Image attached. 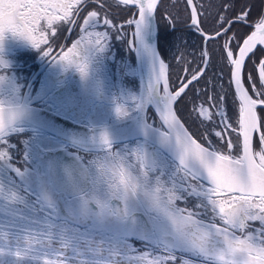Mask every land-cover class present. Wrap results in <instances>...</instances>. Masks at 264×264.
Instances as JSON below:
<instances>
[{"label": "snow or ice", "instance_id": "obj_1", "mask_svg": "<svg viewBox=\"0 0 264 264\" xmlns=\"http://www.w3.org/2000/svg\"><path fill=\"white\" fill-rule=\"evenodd\" d=\"M114 2L135 9L127 28L101 15L105 0H0V177L12 184L9 172L21 181L34 175L36 185L24 189L31 203L16 192L5 195L3 183L0 196L37 214L18 219L38 229L34 237H40L36 246L43 249V264H264V115H258V105H264V58L258 61V75H245L247 61L257 52L264 57V48H257L264 46V14L255 20L254 30L250 25V34L231 33L233 22L224 17H218L215 35L201 33L206 40L225 41L221 52L228 88L239 107L238 114L234 105L232 116L226 115L220 107L223 85L217 92L212 84L214 95H204L205 102H215L216 112H207L206 123L200 108L196 118L204 132L197 137L182 122L177 106L204 70L198 68L173 86L169 65L155 44L160 0ZM97 4L99 10H90ZM186 4L191 24L199 28L197 7L193 0ZM235 20L248 23L251 12L241 9ZM69 37L70 47L62 43ZM9 38L35 51L47 65L35 94L31 85L22 91L18 65L6 47ZM114 39L135 53L137 66L120 68L122 76L139 77L138 92L122 88L106 96ZM70 73L78 75L81 95L97 107L107 99L111 111L80 119L73 110L75 95L67 89ZM44 111L63 116L78 129L56 127ZM57 138L64 143H46ZM32 145L36 151L30 156ZM56 152L70 163L46 159ZM81 152L97 159L85 161ZM7 235L0 231V240ZM132 239L142 248L136 249ZM57 242L60 247H53ZM38 255L31 244L23 251L0 247V257L16 261Z\"/></svg>", "mask_w": 264, "mask_h": 264}, {"label": "flooded vegetation", "instance_id": "obj_2", "mask_svg": "<svg viewBox=\"0 0 264 264\" xmlns=\"http://www.w3.org/2000/svg\"><path fill=\"white\" fill-rule=\"evenodd\" d=\"M171 1V0H170ZM169 1V2H170ZM194 2V1H193ZM229 3L232 4L231 8H227L226 5ZM186 4V1H185ZM108 5H111L109 7ZM195 5V4H194ZM247 6V7H246ZM188 9V6L186 4ZM214 11L213 14H207V10L204 6L199 8L198 11V20H199V28L193 26L190 20V13L188 15V23H186L187 18L184 16H179L176 19L181 21H185L182 24H178L177 28H183L184 26L187 27L188 30H180L181 32L172 31V28H175V24L172 22V17L170 14H165L164 19L166 20L167 29L166 37L164 39V46L160 47L157 38V48L160 52L162 58L168 63L169 65V75H170V82L174 86L178 79H182L185 75L189 78L192 74L196 72L198 68L204 70V76L199 80V83L193 82L194 86H190L187 91V95L179 102L178 114L182 118V122L185 123V126L197 137H200L201 133L204 132V127L200 125V122L196 118V114L200 111V108L203 107L205 109V122L207 123V112L212 111L213 113L216 112V105L214 101H206V97L204 95L205 91H208V94L214 95L212 93L211 88L212 84H216V91L220 92L221 88L220 85H223V94L225 95V100L220 105L222 109H224L226 115L229 117L232 116L234 105L235 111L238 114V107L239 102L234 98L232 92L228 88L229 82V72L228 66L222 59V52L221 48L224 44V40L220 37H216L215 40H206L205 36H202L201 33L206 35H215V31L220 26V20L218 17L230 18L232 20L231 25V33L237 35H244L250 34V25L251 30H254V22L258 19L260 14H264V0H215L214 4ZM170 8V6H169ZM241 9L245 11L251 12V20L248 23H240L235 20L236 15H239ZM90 10H99V4L95 6V8ZM135 11L133 7L130 6H123L120 5L117 7L114 0H105V8L101 10V15L107 14L109 18L115 20L117 25H126L127 19L132 18V14ZM189 12V10H188ZM86 14V13H84ZM156 15V14H155ZM212 20L209 22V17ZM157 24V17L155 18ZM133 29H127L128 32V39H131V32ZM196 38V45L190 46L187 45V37L184 35H192ZM67 35V33H65ZM75 33H73V36ZM198 36V39L197 37ZM157 37H158V26H157ZM78 38V37H77ZM176 38V39H175ZM72 37H69L67 40H63L62 43L66 44L67 46H71ZM199 43V46H198ZM9 54L13 60V62L18 65L16 69V75L19 78V82L24 85L22 91L27 93L29 91L28 85H31L30 91L35 94L40 89L41 81L44 79V74L47 72V65L43 64L39 55L33 51L29 50L25 47L18 46L15 41L9 38L7 45H6ZM258 49L264 48V46L258 45ZM112 51L114 53L115 58L108 61L107 64V80H106V96L110 95L111 93H119L122 88L125 90L131 89L133 91H139V77L138 76H122L121 73V65H129L131 67H136V59L134 52H131L128 46L122 40H113L112 41ZM208 53L207 57L203 56L204 52ZM264 58L261 57L259 52L257 55L252 58V60L247 61V66L245 68V75L251 73L252 75H258V61L259 59ZM207 60V66H205L204 61ZM122 81V83H121ZM206 81L210 82L208 84V88L205 89ZM257 87L259 84L257 83ZM67 89L70 91L71 94L75 95L76 98V107L73 109L78 114H80V119L87 120L89 118H98L100 113L111 111L112 105L110 102L105 99V101L97 107L95 104L90 103L91 98L86 97L80 94V85H79V77L74 73L69 74ZM199 92V98L197 99L196 93ZM250 95H253L255 98V93L250 91ZM193 103L196 105V111H193ZM212 105L210 108L209 105ZM34 107H41L39 104H34ZM264 108V105H258V115H264V113L259 112V109ZM148 115L151 117L153 113L149 111ZM63 117V116H61ZM215 119H219V116L216 115ZM47 135V133H46ZM235 134H233V139ZM25 138L31 139V133L28 131L26 133ZM59 143H64L61 138H57ZM36 149L34 145L30 146L29 155L31 156L35 153ZM55 153H49L46 155V159H51ZM81 156L84 157L85 161L88 160H95L97 157L95 155H90L87 153H79ZM22 165V161H18ZM32 161L29 160V164ZM16 166L15 164L13 165ZM31 171V169L29 170ZM8 176L12 178L16 188L18 189V195L23 196L24 199L29 200L32 202V197H30L27 193L24 192L25 188L35 189L36 185L34 183V175L28 177L27 180L21 181L14 173L9 172ZM7 196H11V193L7 191L5 194ZM4 196H0L1 198ZM4 203L12 205L5 198ZM179 203V201L177 202ZM15 209H0V214H9V215H24L26 216L27 210H29L32 214H35V211L30 208H25L23 205L15 203ZM183 206V203L180 202L178 204ZM1 206V203H0ZM20 213V214H15ZM38 218L43 222L44 217L42 214L38 216ZM6 230L9 232V225L12 223V218L9 216L7 217ZM27 221H22L20 223V227L25 228L27 231H31L34 229V232L38 229L35 226H27ZM3 225L0 224V228ZM40 237H37L39 239ZM133 246L141 249L142 245L139 240L132 239L129 241ZM0 245H6V243H0ZM39 253L42 254L43 249H38ZM41 255L38 257L44 258Z\"/></svg>", "mask_w": 264, "mask_h": 264}, {"label": "trees", "instance_id": "obj_3", "mask_svg": "<svg viewBox=\"0 0 264 264\" xmlns=\"http://www.w3.org/2000/svg\"><path fill=\"white\" fill-rule=\"evenodd\" d=\"M160 0V3L158 5V11L156 13V17H157V26H158V43L160 47L164 46V39L166 37V32L165 30L167 29V24H166V20L164 19L165 14H170V16L172 17V22L173 24H175V28H172V31H177V32H181L180 30H188L186 26H184L183 28H177L178 24H182L185 21H181L179 19H176L179 16H184L187 18L186 23H188V9L186 7L185 4V0ZM195 6L197 7V10L199 11V8L204 6L207 10V14H213L214 11V1L215 0H193ZM170 6V8H169ZM209 17V16H208ZM213 19H211L209 17V22L211 21L210 24H212ZM185 37H187V45L190 46H195L196 45V38L195 36L192 35H184ZM198 39V36H196ZM176 39V38H175ZM199 46V43H198ZM0 183H3L4 185V189H5V194L7 193V191H9L10 193L12 192H16L18 194V189L16 188L15 184H9L7 178L5 177H0ZM2 200H0L1 206L0 209H4V208H8V209H12L14 210L16 204L13 203L12 205H8L5 202L4 197L1 198ZM15 214H20V213H16ZM12 218V223L9 225V234L11 235H16L17 233H21V231L19 229L23 228L20 227V223L22 222V220L18 219L19 216L16 215H9V214H0V224L3 226H6V224H8L7 222V217ZM36 216L35 214H32L29 210H27L26 213V217H33ZM34 230V229H31ZM134 245V244H132ZM0 247H4L5 251H8L9 249H11L12 251L17 250V248H19L21 251H23V249L26 247L24 245L21 246H6V245H0ZM34 252L39 253L38 249H35ZM39 255H41V253H39ZM42 257H44L43 255H41Z\"/></svg>", "mask_w": 264, "mask_h": 264}, {"label": "rangeland", "instance_id": "obj_4", "mask_svg": "<svg viewBox=\"0 0 264 264\" xmlns=\"http://www.w3.org/2000/svg\"><path fill=\"white\" fill-rule=\"evenodd\" d=\"M47 144L51 145L53 143V141H48L46 142ZM180 204V202L178 203ZM6 227L2 226L0 228V231L7 233L8 235L3 239L0 240V243H6L7 246H21L24 245L26 247H28V245H33L34 251L35 249H40L39 246H36V239L37 237H34V230H31L32 234L30 235V231L25 230V231H21V233H17L16 235H11L9 234V232L5 231ZM10 242V243H9ZM53 247L55 248H59L60 245L57 242L56 244L53 245ZM136 248V247H135ZM138 249V248H136ZM7 252V251H6ZM69 255H71V251L69 250ZM41 258V257H37L36 260H29V261H16L14 256H5V257H0V264H43V260L45 259Z\"/></svg>", "mask_w": 264, "mask_h": 264}, {"label": "water", "instance_id": "obj_5", "mask_svg": "<svg viewBox=\"0 0 264 264\" xmlns=\"http://www.w3.org/2000/svg\"><path fill=\"white\" fill-rule=\"evenodd\" d=\"M130 7H133V6H130ZM188 10H189V13H190L191 9L189 7H188ZM154 27H155V31H156L155 44L157 46V24H156V20H154ZM157 50H158V48H157ZM134 55H135V53H134ZM135 59H136V56H135ZM136 65H137V61H136ZM139 86H140V81H139ZM42 115L47 120L53 121L54 125L56 127L60 128V129H78V126L75 123L65 119L64 117L52 115L48 111L42 112ZM51 159L63 161L65 164L70 163V161H68L65 158L64 154H62L60 152H56Z\"/></svg>", "mask_w": 264, "mask_h": 264}, {"label": "bare ground", "instance_id": "obj_6", "mask_svg": "<svg viewBox=\"0 0 264 264\" xmlns=\"http://www.w3.org/2000/svg\"><path fill=\"white\" fill-rule=\"evenodd\" d=\"M35 248V247H34Z\"/></svg>", "mask_w": 264, "mask_h": 264}]
</instances>
